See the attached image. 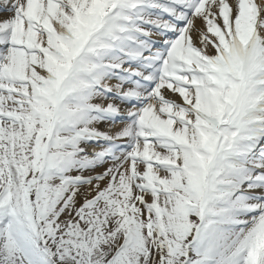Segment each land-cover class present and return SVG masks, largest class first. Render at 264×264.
<instances>
[{"label":"snow or ice","instance_id":"6c2138e0","mask_svg":"<svg viewBox=\"0 0 264 264\" xmlns=\"http://www.w3.org/2000/svg\"><path fill=\"white\" fill-rule=\"evenodd\" d=\"M3 9L0 264H264V0Z\"/></svg>","mask_w":264,"mask_h":264},{"label":"bare ground","instance_id":"6f19581e","mask_svg":"<svg viewBox=\"0 0 264 264\" xmlns=\"http://www.w3.org/2000/svg\"><path fill=\"white\" fill-rule=\"evenodd\" d=\"M9 15H6V14H3V13H0V18H4V17H7ZM99 127L102 129V130H107V127L104 126L103 124L99 125Z\"/></svg>","mask_w":264,"mask_h":264}]
</instances>
